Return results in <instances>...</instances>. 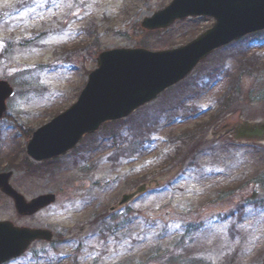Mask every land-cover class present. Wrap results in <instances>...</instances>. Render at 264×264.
Instances as JSON below:
<instances>
[{
	"label": "rangeland",
	"instance_id": "rangeland-1",
	"mask_svg": "<svg viewBox=\"0 0 264 264\" xmlns=\"http://www.w3.org/2000/svg\"><path fill=\"white\" fill-rule=\"evenodd\" d=\"M169 2L0 0V79L14 88L8 117L0 119V171L12 158L10 184L26 199L57 194L50 207L22 216L0 193V220L54 235L5 264H254L264 251V143L233 138L264 124V64L232 81L238 63L229 57L247 45V57L256 53L264 62L263 33L213 51L126 120L103 124L50 162L25 151L24 134L76 100L101 50L169 49L212 26L201 16L155 31L141 27ZM224 61L229 72L211 69ZM176 102L180 108H172ZM155 116L160 125L132 154L134 136L145 133L139 120ZM110 130L121 134L115 164L107 160L119 147L104 136ZM154 178L159 187L118 207L123 192Z\"/></svg>",
	"mask_w": 264,
	"mask_h": 264
},
{
	"label": "water",
	"instance_id": "water-1",
	"mask_svg": "<svg viewBox=\"0 0 264 264\" xmlns=\"http://www.w3.org/2000/svg\"><path fill=\"white\" fill-rule=\"evenodd\" d=\"M195 16L212 17L214 23L184 45L156 51L126 46L99 52L96 68L88 74L76 101L33 131L26 144L27 154L37 161L64 154L84 133L93 132L106 120L125 117L153 100L162 90L186 76L215 48L262 30L264 0H171L145 17L141 26L149 30L164 29L176 20ZM12 91L6 80H0V119ZM251 129L241 130L235 137L259 139L264 135V126ZM11 175L12 170L0 172V191L11 197L18 214H33L55 200L51 192L26 200L10 185ZM151 183L140 184L134 192L123 193L117 204L128 202ZM52 237L48 229L0 220V264L22 254L32 241H49Z\"/></svg>",
	"mask_w": 264,
	"mask_h": 264
},
{
	"label": "trees",
	"instance_id": "trees-1",
	"mask_svg": "<svg viewBox=\"0 0 264 264\" xmlns=\"http://www.w3.org/2000/svg\"><path fill=\"white\" fill-rule=\"evenodd\" d=\"M245 48V47H244ZM244 48H242V49H240L238 52H233V53H230L229 54V57H231L234 61L236 60L237 61V63H238V66H237V72H231L230 74H231V77H232V81H236V79H237V77H238V75L246 68V67H248V68H250L251 67V65H256V64H264V62L263 61H260V59H258L257 57V54L256 53H252V57H250V58H248L247 56L248 55H246V49H244ZM211 69H213V70H219L218 71V73L220 74V73H223V72H229L230 71V68H228V67H225V66H221L220 68L218 67V68H216V66L214 65L213 66V68H211ZM200 72V71H199ZM203 73H205V72H203ZM217 73V74H218ZM237 73V74H236ZM206 74V73H205ZM206 76H207V74H206ZM209 77H211L210 75H209ZM183 101H181V103H182ZM226 102V101H225ZM174 107L175 108H180L181 106L180 105H178V102H176V104L174 105ZM156 118H154L153 119V121H152V124H155V123H157L158 122V117L157 116H155ZM139 124V126H143L145 129H148L149 127H148V124H146L145 123V121H141L140 123H138ZM196 126V128H197V125H195ZM195 128V129H196ZM118 129V128H117ZM194 129V130H195ZM120 130V129H119ZM119 130L116 132V130H110V131H108V134L106 135V133H105V137H107L108 138V140H112L111 142H113V144H119V139H118V136H120L121 134H120V132H119ZM194 130H192V131H190L192 134H193V132H194ZM139 136V135H138ZM135 138L137 137V136H134ZM117 141V142H116ZM121 142V141H120ZM135 143H137L138 144V146L139 147H134V148H132V150H131V153L132 154H139L140 152H141V149H140V147H141V144L140 143H138V141H135ZM170 156V155H169ZM117 158V157H116ZM116 158L114 159V160H116ZM10 166H12V158H9V160H8V165H6L5 166V168L7 169V168H10ZM28 167H30L29 165H27ZM112 230V232L114 231L113 229H111ZM185 231H188V227H186L185 229H184ZM115 232V231H114ZM250 261H252V262H254V264H264V251H260L255 257H254V259H252V260H250Z\"/></svg>",
	"mask_w": 264,
	"mask_h": 264
}]
</instances>
